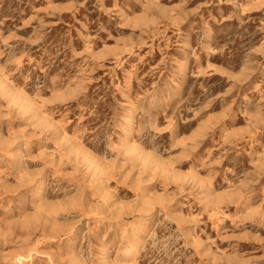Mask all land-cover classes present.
I'll use <instances>...</instances> for the list:
<instances>
[{"label":"rangeland","instance_id":"374dc122","mask_svg":"<svg viewBox=\"0 0 264 264\" xmlns=\"http://www.w3.org/2000/svg\"><path fill=\"white\" fill-rule=\"evenodd\" d=\"M0 264H264V0H0Z\"/></svg>","mask_w":264,"mask_h":264},{"label":"bare ground","instance_id":"6f19581e","mask_svg":"<svg viewBox=\"0 0 264 264\" xmlns=\"http://www.w3.org/2000/svg\"><path fill=\"white\" fill-rule=\"evenodd\" d=\"M123 120H125V118H123ZM76 229V228H75ZM71 245V244H70ZM134 249L135 248H131L130 250H127L126 252H124L122 255V259H125V258H127V257H129L131 254H132V252L134 251ZM19 260H21V258L19 259ZM18 260V261H19Z\"/></svg>","mask_w":264,"mask_h":264}]
</instances>
